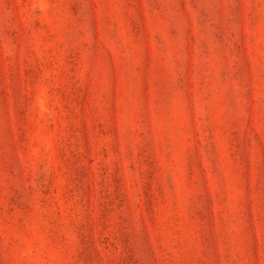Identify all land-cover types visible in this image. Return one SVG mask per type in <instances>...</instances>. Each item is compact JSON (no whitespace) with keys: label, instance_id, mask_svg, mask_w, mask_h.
<instances>
[{"label":"rangeland","instance_id":"1","mask_svg":"<svg viewBox=\"0 0 264 264\" xmlns=\"http://www.w3.org/2000/svg\"><path fill=\"white\" fill-rule=\"evenodd\" d=\"M0 264H264V0H0Z\"/></svg>","mask_w":264,"mask_h":264}]
</instances>
